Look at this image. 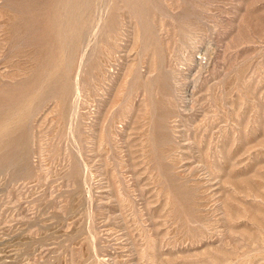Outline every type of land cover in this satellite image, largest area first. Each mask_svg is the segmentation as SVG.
I'll return each instance as SVG.
<instances>
[{
  "label": "rangeland",
  "instance_id": "374dc122",
  "mask_svg": "<svg viewBox=\"0 0 264 264\" xmlns=\"http://www.w3.org/2000/svg\"><path fill=\"white\" fill-rule=\"evenodd\" d=\"M78 2L0 0V264H264V0Z\"/></svg>",
  "mask_w": 264,
  "mask_h": 264
},
{
  "label": "bare ground",
  "instance_id": "6f19581e",
  "mask_svg": "<svg viewBox=\"0 0 264 264\" xmlns=\"http://www.w3.org/2000/svg\"><path fill=\"white\" fill-rule=\"evenodd\" d=\"M61 1V0H60ZM63 3V2H62ZM86 3V2H85ZM84 3V4H85ZM87 4V3H86ZM65 6L67 7H64L65 8V12H64V14H68V15H70L69 17V20H68V22H67V24L65 25V26H63L62 24H60V23H58L57 21H56V28H57V33H58V38H57V40L59 39V42H60V46L62 47V48H65L68 44H70L71 46H70V48H69V56L67 57V61L68 62H66L68 65H69V63L71 62V63H73L72 62V59H73V56H74V53L76 52L75 51V49H76V43H77V41H78V39H80V37H81V28H80V25H79V18H78V13L80 12V11H78L77 13H76V10H78L77 8H78V6H79V2H78V0H65ZM83 5L81 4V7H82ZM84 7H85V5H84ZM86 7H88V6H86ZM57 11V10H56ZM53 15V14H52ZM81 15V14H80ZM58 16V15H57ZM64 16V15H63ZM82 16V15H81ZM68 18V17H67ZM83 18V17H82ZM65 19V18H64ZM81 19V18H80ZM82 20H80V22H81ZM50 22H52V21H50ZM83 22H85V21H83ZM80 24H82V23H80ZM52 25H53V23H52ZM50 31V30H49ZM48 32V31H47ZM51 34V33H50ZM82 39V38H81ZM71 42H72V44H71ZM59 45V44H58ZM40 47V46H39ZM49 48V47H48ZM61 49V48H60ZM66 49V48H65ZM78 51V50H77ZM60 52V51H59ZM54 61V60H53ZM66 64V65H67ZM71 65V64H70ZM58 66V65H57ZM62 66V65H61ZM67 67V66H66ZM65 68V67H64ZM67 69H68V67H67ZM66 69V70H67ZM63 71H64V69H63ZM64 73H65V71H64ZM78 73V72H77ZM68 74V73H67ZM49 78V77H48ZM51 79V78H50ZM50 79H48V80H50ZM36 80V79H35ZM41 80V79H40ZM51 81H53V80H51ZM31 82V81H30ZM29 82V83H30ZM38 84V83H37ZM62 84V83H61ZM42 86H44V85H42ZM49 85H47V86H45V89L44 90H46V91H48V89L50 90V88L52 87V85H50L49 87H48ZM47 87V88H46ZM66 87V86H65ZM68 87V86H67ZM59 89V88H58ZM62 89V88H61ZM53 91H55V90H53ZM67 89L65 90V94L67 93ZM51 92H52V90H51ZM47 95H49V94H46V96ZM52 95V94H51ZM26 96V95H25ZM32 97V96H31ZM58 97V96H57ZM26 99V98H25ZM27 100V99H26ZM15 103V102H14ZM73 106V105H72ZM74 108V107H73ZM14 110V109H13ZM66 112V111H65ZM12 117V116H11ZM26 119V118H25ZM2 123V122H1ZM13 125H16V123H14ZM17 127V126H16ZM15 127V129L17 130V128ZM3 129H4V127H2ZM2 128H0V130H3ZM6 128H8V127H6L5 126V129ZM11 129H13V127H11ZM8 130V129H7ZM9 130H10V128H9ZM8 130V131H9ZM15 130V131H16ZM4 131V130H3ZM15 131H11L12 133H14ZM1 132V131H0ZM6 132V131H5ZM4 132V133H5ZM11 133V134H12ZM2 134H3V132H2ZM7 134H9L10 136H11V134L10 133H7ZM15 134V133H14ZM14 134H12V135H14ZM17 135H15V137H16ZM14 137V136H13ZM17 138V137H16ZM1 139V138H0ZM8 139V138H7ZM9 140H11V138H9ZM1 141V140H0ZM6 141V140H5ZM4 141V142H5ZM19 141V140H18ZM7 142V141H6ZM9 143V142H8ZM9 145V144H8ZM7 145V146H8ZM19 145V144H18ZM6 146V145H5ZM5 146H4V149H6L5 148ZM20 147H21V144L19 145ZM10 147H11V149H10V151H12V154H11V157L13 158L14 156H13V153H15V150H16V152H17V149L16 148H18L17 147V142L15 141H13V142H11V144H10ZM20 147H19V149H20ZM0 148H2V146H1V144H0ZM9 148V147H8ZM7 150V149H6ZM5 150V151H6ZM2 151H4L3 150V148H2ZM5 151L4 152H2V154H4L5 153ZM6 154V153H5ZM16 154V153H15ZM17 155H20V153L19 154H17ZM2 157H3V155H1ZM4 156H6V155H4ZM7 157V156H6ZM6 157H4L3 159H5ZM18 157V156H17ZM8 159V158H7ZM7 159H6V161H7ZM12 160V159H11ZM14 160V159H13ZM15 160H17V158L15 159ZM9 161V160H8ZM16 162V161H15Z\"/></svg>",
  "mask_w": 264,
  "mask_h": 264
}]
</instances>
